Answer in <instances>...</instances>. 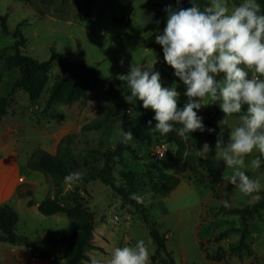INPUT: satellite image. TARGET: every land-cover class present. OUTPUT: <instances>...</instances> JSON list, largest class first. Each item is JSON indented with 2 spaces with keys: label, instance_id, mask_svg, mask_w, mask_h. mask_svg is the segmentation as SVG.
I'll use <instances>...</instances> for the list:
<instances>
[{
  "label": "rangeland",
  "instance_id": "1",
  "mask_svg": "<svg viewBox=\"0 0 264 264\" xmlns=\"http://www.w3.org/2000/svg\"><path fill=\"white\" fill-rule=\"evenodd\" d=\"M167 1L93 0L91 13L85 17L88 0H0V14L8 15L11 29L23 25L21 30L27 39V45L21 49L23 54L47 61L55 50L69 62H87L97 67L103 76L115 78L90 92L86 100L71 106L56 104L47 108L50 88L64 75L61 61L56 58L44 93L38 101L32 102L23 89H14L21 74L17 68L8 66L5 58L14 53L11 46L16 43V38L12 34H5L0 22V96H8L10 101L7 115L0 120V143L18 139L19 144L24 145L22 161L27 165L35 151L55 153L65 136L78 134L73 152L82 161L89 159L94 150L116 148L121 141V128L131 131L133 140L127 143L129 150L125 152L122 161L114 164V177L117 184L124 185L122 172L136 175L139 181L138 194L141 196L139 201L158 224L161 233L168 236V247L174 253L176 264H209L203 257V247L213 256L224 255L221 264H264V209L246 220L250 254L238 257L230 253L232 246L239 245L241 232H231L224 240L216 241L230 229L243 227L240 216L226 214L224 209L250 207L261 199L260 193V199L255 198L257 194H242L223 179L230 177L233 170L226 169L225 162L215 152L218 134L222 131L227 141L230 125L239 123L237 114L229 118V124L226 125L220 123L224 113L211 100L208 101L209 105L199 110L198 115L203 117L206 127L215 129L211 134L207 131L203 133L202 146L207 142L212 147L209 159H215L217 166L211 170L197 167L193 172L185 162L178 161V147L174 142L154 135L146 127L144 114L137 103L132 105L125 99L127 85L123 81L118 82V75L128 72L132 62L156 60L155 70L161 74L162 86L169 87L174 81L177 82V90L181 93L179 100L183 104L186 102L187 97L183 95L185 86L174 76V69L164 61L162 48H146L137 40L127 38L126 28L115 22L116 18L122 16L132 18L137 30L149 41L156 43V31H162L166 22L143 26L140 19L144 12L145 15L154 13L153 20H158L156 12L164 9ZM171 5L176 6L175 3ZM121 59L124 60L123 66L120 64ZM113 84L122 93L113 101L104 99L100 105L97 95L103 94ZM107 115L109 120L101 129L83 131L86 125L101 121ZM23 138L25 142H22ZM191 149L188 146L187 151ZM159 151H165V155L160 156ZM255 156L253 152L245 157L242 170L252 178H259L264 184V163L258 169L249 167ZM96 160L97 165L102 167L103 160L99 156L95 157ZM155 164L166 173L181 179L177 189L168 195H158L152 190L158 175ZM35 180L38 185L33 196L35 200L42 202L52 196L50 179L51 186L48 178L37 172ZM59 184L65 204L71 203L72 194L77 190L87 198L89 207L96 215L97 236L94 243L104 246H96V251L89 252L93 259H100L102 264H106L114 247L134 246L137 240L144 239L149 247V264H152V256L157 248L136 208L124 203L111 187L100 181L68 185L61 180ZM223 200L229 202L228 207L223 206ZM38 217L36 219L30 212L24 215L22 221H26L28 227L20 225L19 232L27 234L30 239L43 236L48 231L62 236L74 222L63 213L53 216L38 214ZM63 250L65 245L61 244L56 251L60 253Z\"/></svg>",
  "mask_w": 264,
  "mask_h": 264
},
{
  "label": "clouds",
  "instance_id": "2",
  "mask_svg": "<svg viewBox=\"0 0 264 264\" xmlns=\"http://www.w3.org/2000/svg\"><path fill=\"white\" fill-rule=\"evenodd\" d=\"M176 0L163 10L167 14L166 26L157 29L155 42L162 46L164 61L174 76L185 86L187 97L178 107L181 93L177 82L169 87L162 86L161 74L155 70L156 60L132 62L126 74L118 75L126 82L130 95L127 102L135 105L142 101L144 109L154 111L157 122L153 132L166 136L175 133L182 141H192V133L215 132L207 128L199 110L211 100L224 113L220 123L229 124L234 114L239 123L231 126L227 141L221 131L216 140V155L233 173L223 177L235 190L245 195L264 190L259 178H252L242 170L245 157L255 152L249 167L260 168L264 163V6L259 0H190L191 6L179 7ZM203 5V6H202ZM154 13L140 19L142 25L156 23ZM121 66L124 60L120 61ZM131 111V110H130ZM149 125H152L150 120ZM121 142L133 140L131 131L121 128ZM212 147L205 142L196 150V156L207 160ZM82 182V173L73 171L64 177V183L76 185ZM130 199L139 201L141 196L130 193ZM228 207L227 200L221 201ZM149 247L144 239L134 246H116L106 264H149ZM91 264H102L92 259Z\"/></svg>",
  "mask_w": 264,
  "mask_h": 264
},
{
  "label": "trees",
  "instance_id": "3",
  "mask_svg": "<svg viewBox=\"0 0 264 264\" xmlns=\"http://www.w3.org/2000/svg\"><path fill=\"white\" fill-rule=\"evenodd\" d=\"M175 3L176 0H168L167 5ZM260 3L264 6V0ZM93 0H88L85 5V17L91 13V5ZM191 3L182 0L179 7H190ZM156 18L160 22H167L166 13L163 9L156 12ZM0 22L3 32L5 34H12L16 38V43L11 46L14 53L6 56V64L10 67L17 68L20 71L21 77L14 84V89H23L29 96L32 102L38 101L44 93L49 79L52 63L56 58L61 61L64 75L58 78L54 85L49 90L46 107L52 108L56 104H63L71 106L89 97L90 92L97 90L105 85L107 82L115 79L114 77L103 76L97 67L90 65L87 62H69L65 60L55 50L52 51V57L47 61H40L31 56L23 54L21 49L27 45V39L21 30L23 25L18 26L12 30L9 22L8 15L0 14ZM115 22L126 28L125 36L130 39H135L146 48L160 49L162 46L149 41L142 35L137 28L133 25L132 18L122 16L116 18ZM124 72L123 74H126ZM118 82H121L118 79ZM126 84V82H124ZM126 91V95H130ZM120 91L117 86L113 84L104 90L103 94L97 95L98 103L101 105L104 99L115 100L120 96ZM140 110L143 112L146 127L156 136L168 139L176 144L178 147L177 159L178 161L185 162L191 171H195L197 167H202L206 170L214 169L217 166L215 159H201L196 156V150L202 148L203 133L196 131L193 132L192 141L184 142L175 133H170L166 136H161L159 133L153 132L157 123L152 109H144L142 101L136 102ZM183 103L179 100L178 107H182ZM10 107L8 96H0V120L5 117ZM109 120L107 115L101 121H94L83 128V131L98 130L103 127ZM152 125H149V121ZM78 134H70L65 136L59 143L56 154H51L45 150L35 151L28 160L27 166L30 170L40 172L51 180L54 189V196L49 197L42 202H37L31 198L28 205L37 206L38 210L45 216H53L56 214H66L74 222L63 233L61 237L56 236L54 233L49 232L43 236L29 240L26 237L20 236L17 232V225L19 215L16 209L10 204L0 206V242L10 244H28L43 254L44 247L54 246L58 243H65V260L66 264H89L92 261L88 251L96 249L94 245V232L96 227V215L88 205L87 198L79 191H74L72 194L71 203L65 204L62 199V189L60 181L73 171H80L82 175V182L89 184L91 182L100 181L104 185L111 187L123 200L124 203L132 205L141 214L146 226L149 229L150 235L156 245V253L152 256V264H176L174 253L168 247V236L161 233L158 224L152 220L149 211L145 209L140 201L129 198L130 193L138 194V178L132 172H122L121 176L124 185L117 184L114 177V164L122 161L124 154L129 150V146L120 141L116 148H108L105 151L94 150L91 152L89 159H82V161L75 156L73 152V145L77 139ZM188 146L191 150L187 151ZM99 156L104 164L102 167L98 166V161L95 157ZM158 172L157 181L153 183L152 190L158 195H168L173 192L181 183V179L175 175H170L158 164L154 165ZM261 199L250 207L224 209V212L229 215H238L243 220V227L240 229H230L216 239L220 242L228 237L231 232H241V238L238 246H232L230 253L233 256L242 257L245 254L251 253V244L249 243V228L247 219L253 218L264 209V191L260 192ZM28 195L33 197V192L29 191ZM207 259L213 262H221L224 255H211L206 252L203 247Z\"/></svg>",
  "mask_w": 264,
  "mask_h": 264
},
{
  "label": "crops",
  "instance_id": "4",
  "mask_svg": "<svg viewBox=\"0 0 264 264\" xmlns=\"http://www.w3.org/2000/svg\"><path fill=\"white\" fill-rule=\"evenodd\" d=\"M22 142H25L24 138ZM23 146L24 145L19 144L18 139L0 143V206L10 204L16 209L19 215L17 232L20 236L31 240L27 234L19 232L20 225L28 227V223L26 221H22L23 216L29 212L34 215L36 219L39 218L38 214H41V216L44 215L38 210L37 206L28 205L31 198H33L28 195V192L32 191L34 196L35 189L38 186L35 180L37 171L30 170L26 165V162L22 161L24 153ZM49 153L56 154L57 151L55 153ZM29 156L30 155H28V157ZM47 181L51 186L49 179ZM51 188L53 190V194L49 197L54 196V189L53 187ZM25 192L26 195H24ZM45 233H49V231ZM95 236L97 235L94 232V240ZM61 244L65 245L66 250L65 243H58L54 246L44 247L42 254L40 251L28 244L14 245L6 242H0V264H66L64 257L65 250L60 253L56 251ZM94 245L101 247L104 246L99 243H94ZM90 251L96 250L93 249ZM90 251H88V254ZM89 256L93 259L90 254ZM203 257L209 264H221L220 262L208 260L204 251Z\"/></svg>",
  "mask_w": 264,
  "mask_h": 264
},
{
  "label": "built area",
  "instance_id": "5",
  "mask_svg": "<svg viewBox=\"0 0 264 264\" xmlns=\"http://www.w3.org/2000/svg\"><path fill=\"white\" fill-rule=\"evenodd\" d=\"M160 156H164L165 155V151H159Z\"/></svg>",
  "mask_w": 264,
  "mask_h": 264
}]
</instances>
